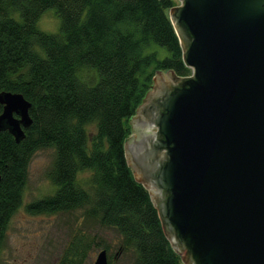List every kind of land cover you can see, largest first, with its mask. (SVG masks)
Returning a JSON list of instances; mask_svg holds the SVG:
<instances>
[{
  "label": "trees",
  "instance_id": "obj_1",
  "mask_svg": "<svg viewBox=\"0 0 264 264\" xmlns=\"http://www.w3.org/2000/svg\"><path fill=\"white\" fill-rule=\"evenodd\" d=\"M175 5V0H0V91L22 93L32 103L33 120L19 143L9 131L0 132V246L22 203L32 157L53 148L48 176L55 191L31 203L30 212L84 210L87 219L119 233L121 248L133 249L135 264H184L125 155L130 120L156 73L192 74L170 19ZM48 8L61 18L60 33L38 27ZM153 44L169 55L160 58ZM85 70H96L99 80L85 79ZM90 246L85 235H74L61 264H83Z\"/></svg>",
  "mask_w": 264,
  "mask_h": 264
},
{
  "label": "water",
  "instance_id": "obj_2",
  "mask_svg": "<svg viewBox=\"0 0 264 264\" xmlns=\"http://www.w3.org/2000/svg\"><path fill=\"white\" fill-rule=\"evenodd\" d=\"M179 2L192 74L156 73L125 155L184 264H264V0ZM0 103V132L21 142L32 103L12 91Z\"/></svg>",
  "mask_w": 264,
  "mask_h": 264
},
{
  "label": "rangeland",
  "instance_id": "obj_3",
  "mask_svg": "<svg viewBox=\"0 0 264 264\" xmlns=\"http://www.w3.org/2000/svg\"><path fill=\"white\" fill-rule=\"evenodd\" d=\"M38 27L48 33L61 32V18L55 8H48L41 14ZM151 49L157 50L160 58L169 55L167 49L160 45L153 44ZM94 71L85 70L82 75L97 82L99 74ZM54 154L53 148L42 149L30 161L22 203L11 217L0 246V264H61L63 254L76 234L85 235L91 242L83 264H95L103 249L108 252L109 264H135L133 249L121 248L119 233L87 219L84 210L57 213H32L28 210L31 203L55 191L48 176Z\"/></svg>",
  "mask_w": 264,
  "mask_h": 264
}]
</instances>
